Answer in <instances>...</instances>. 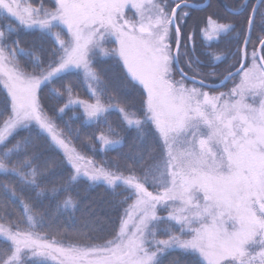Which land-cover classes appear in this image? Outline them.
Segmentation results:
<instances>
[{
  "label": "snow or ice",
  "instance_id": "6c2138e0",
  "mask_svg": "<svg viewBox=\"0 0 264 264\" xmlns=\"http://www.w3.org/2000/svg\"><path fill=\"white\" fill-rule=\"evenodd\" d=\"M193 9L208 14L188 30ZM0 18V174L14 178L0 183V264H264V0H0ZM25 29L51 45L27 53L31 72L13 38ZM197 31L203 48L227 45L200 55L235 61L228 91L200 71ZM110 62L125 90L105 99ZM46 90L63 106L46 110ZM73 105L102 125L81 148L115 158L70 147L57 113ZM79 185L103 186L118 228L95 218L72 243L50 238L79 210Z\"/></svg>",
  "mask_w": 264,
  "mask_h": 264
},
{
  "label": "trees",
  "instance_id": "16d2710c",
  "mask_svg": "<svg viewBox=\"0 0 264 264\" xmlns=\"http://www.w3.org/2000/svg\"><path fill=\"white\" fill-rule=\"evenodd\" d=\"M196 2V0H194ZM216 6H220L227 2V0H210ZM206 11L202 10H192L191 17L188 19V30H195L194 21L198 18H203L207 16ZM223 15V12H221ZM2 20V18H0ZM18 38L21 42V48L23 49V53L18 57L20 65L22 68L25 65L28 67L25 68L26 71L31 72L33 69L30 66V58L27 55L30 51L34 49L40 48H50V43L44 39L39 30H31L25 29L21 30L15 37ZM114 45L108 44L106 47L111 48ZM227 47L226 44L221 43L219 46L213 44L211 49H206L201 46V38L197 31V38L195 40V48H196V56L202 60L204 66L200 69L201 72L204 73H213L215 72V76L206 77V79L210 81H215L216 84L220 83L223 80V77L226 75V69L229 68L232 64L235 63L233 59H228L226 62H221L215 66L207 64L205 58L200 54L205 51H216L219 53L221 50ZM235 49L233 48V51ZM111 63V62H110ZM183 63V61H182ZM105 68H109L108 64L103 65ZM120 76V69L114 64L111 63V67L108 70L107 76L102 77V87L108 89L105 93V99L116 95V93H122L125 89L122 86L121 80L119 79ZM179 79V76L176 77ZM75 81V77H73ZM83 78L81 77V81ZM191 86V83H189ZM232 86V81L221 90L218 91H227L228 87ZM2 88V86H0ZM4 93L0 91V97H2ZM75 96H78L79 99L87 100L89 96V89L86 82H81L77 84L76 91L74 93ZM137 101V107L139 106V97L135 98ZM42 104L45 106L46 110L55 108V107H62L63 104L59 103L57 100H54L47 92V90L41 95ZM66 102V100H65ZM82 111L79 108L69 107L65 110L64 113H57V123L60 127L64 125H68L73 129L74 137L76 134H79L80 140L73 138H69L71 140L70 147H76L78 150L84 151L81 148V141L86 142V138L92 136L94 133H98L99 127L95 123H81L79 119V115ZM118 113H112L108 116V122L112 123L114 126L120 123ZM120 131L119 129H117ZM120 136L126 137L125 146L123 148L124 152L128 151V144L131 143V133H126L124 131H120ZM85 155L90 156L94 159L97 163L100 161L111 160L115 158L117 154V150H109L107 152H98L93 154L92 152L84 151ZM67 173H65V177ZM14 182V178L11 176L5 177L4 175L0 174V183H11ZM75 191L80 193L82 198V203L78 211H75L74 215L70 218L69 216L65 215L61 220L58 221L60 225V233L61 235H56L53 231L50 233V238L54 239H64L65 243H72L74 242V238L76 234L80 230H87L89 228V224L87 223L89 220L99 218L100 221H114L115 226L118 228L119 226V219L115 213V211L109 206V201L111 197L106 195L104 192L103 186H92L90 188L85 189L84 185H79L75 188ZM87 192V195L85 193ZM48 200H43L42 207L47 209L48 207ZM54 209V205H53ZM8 211L12 214L13 219H19L20 213L23 212V206L19 203H9L8 204ZM110 238V237H109Z\"/></svg>",
  "mask_w": 264,
  "mask_h": 264
},
{
  "label": "water",
  "instance_id": "95a60500",
  "mask_svg": "<svg viewBox=\"0 0 264 264\" xmlns=\"http://www.w3.org/2000/svg\"><path fill=\"white\" fill-rule=\"evenodd\" d=\"M210 2V0H205V2L202 4V5H205V4H207V3H209ZM193 10H200V9H193ZM223 81V80H222ZM222 81L220 82V83H217L215 86H216V88L218 89V90H221V89H223L224 87H221L220 86V84L222 83ZM231 81H228V84L230 83ZM189 83H191V82H189Z\"/></svg>",
  "mask_w": 264,
  "mask_h": 264
},
{
  "label": "rangeland",
  "instance_id": "374dc122",
  "mask_svg": "<svg viewBox=\"0 0 264 264\" xmlns=\"http://www.w3.org/2000/svg\"><path fill=\"white\" fill-rule=\"evenodd\" d=\"M195 3H197V4H198V3H201V0H196ZM189 86H190V85H189ZM230 87H231V86H229L228 89H229ZM228 89H227V91H228ZM70 107L78 108V107H76V106H74V105H73V106H70ZM79 109H80V108H79ZM80 111H82V109H80Z\"/></svg>",
  "mask_w": 264,
  "mask_h": 264
},
{
  "label": "flooded vegetation",
  "instance_id": "af4514ba",
  "mask_svg": "<svg viewBox=\"0 0 264 264\" xmlns=\"http://www.w3.org/2000/svg\"><path fill=\"white\" fill-rule=\"evenodd\" d=\"M205 2V0H201V3H198L199 5L203 4Z\"/></svg>",
  "mask_w": 264,
  "mask_h": 264
}]
</instances>
